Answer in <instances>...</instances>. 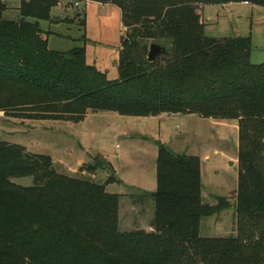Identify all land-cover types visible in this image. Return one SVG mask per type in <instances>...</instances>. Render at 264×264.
Instances as JSON below:
<instances>
[{"label":"trees","instance_id":"trees-1","mask_svg":"<svg viewBox=\"0 0 264 264\" xmlns=\"http://www.w3.org/2000/svg\"><path fill=\"white\" fill-rule=\"evenodd\" d=\"M61 1L118 8L124 34L117 79L87 65L83 48L48 49L39 22L85 29L80 13L51 19ZM232 3L264 8V0H19V19L10 21L0 0V112L6 117L78 123L89 111L197 115L236 121L238 135L236 236L229 238L199 236L201 219L228 203L203 204L197 157L160 149L151 231L120 232L119 195L56 173L48 156L0 142V264H264V62L251 64L248 37H205L199 13ZM147 41L170 46L148 62ZM26 177L32 186L10 181Z\"/></svg>","mask_w":264,"mask_h":264},{"label":"rangeland","instance_id":"rangeland-1","mask_svg":"<svg viewBox=\"0 0 264 264\" xmlns=\"http://www.w3.org/2000/svg\"><path fill=\"white\" fill-rule=\"evenodd\" d=\"M3 2L7 6L3 18L17 21L19 0ZM77 13L85 16L84 30L76 24L39 22L41 31L48 35V49L63 53L79 46L84 49L87 65L103 71L108 80L117 79L116 63L124 34L120 11L109 4L73 5L61 1L50 17L62 21L74 18ZM199 13L205 37H248L251 64L264 62V8L232 3L204 6ZM82 36L84 42L80 41ZM150 44L170 46L165 41H147V49ZM237 138L236 121L197 115L142 118L89 111L81 122L73 123L14 119L0 112V142L21 146L27 153L48 156L56 173L104 185L106 193L119 195L120 232L151 231L154 202L150 195L156 190V159L159 150L166 149L173 155L199 159L203 204L216 206L221 198L228 203L215 215L201 219L199 236L235 237ZM111 177L115 182L105 185ZM10 181L22 187L33 185L30 177Z\"/></svg>","mask_w":264,"mask_h":264},{"label":"water","instance_id":"water-1","mask_svg":"<svg viewBox=\"0 0 264 264\" xmlns=\"http://www.w3.org/2000/svg\"><path fill=\"white\" fill-rule=\"evenodd\" d=\"M164 53H165V49L160 45L150 44L147 53V61L154 62L158 56L163 55ZM77 55H78V51H74L71 55H65V59L67 61H70L71 56H77ZM155 144L159 145V143H155Z\"/></svg>","mask_w":264,"mask_h":264},{"label":"crops","instance_id":"crops-1","mask_svg":"<svg viewBox=\"0 0 264 264\" xmlns=\"http://www.w3.org/2000/svg\"><path fill=\"white\" fill-rule=\"evenodd\" d=\"M242 4H244V5H247V4H245V3H242ZM75 41H77V39H74ZM79 40V39H78ZM48 41V40H47ZM75 48H79V46H74L73 48H71L70 50H68V51H66V52H69V51H71V50H73V49H75ZM66 52H63V53H66ZM62 53V52H61Z\"/></svg>","mask_w":264,"mask_h":264},{"label":"built area","instance_id":"built-area-1","mask_svg":"<svg viewBox=\"0 0 264 264\" xmlns=\"http://www.w3.org/2000/svg\"><path fill=\"white\" fill-rule=\"evenodd\" d=\"M246 4V3H245ZM77 5V4H76Z\"/></svg>","mask_w":264,"mask_h":264}]
</instances>
